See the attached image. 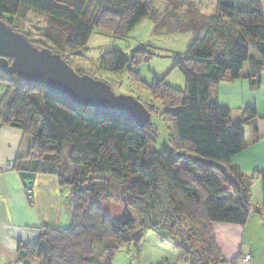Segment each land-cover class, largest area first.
<instances>
[{"label":"trees","instance_id":"trees-1","mask_svg":"<svg viewBox=\"0 0 264 264\" xmlns=\"http://www.w3.org/2000/svg\"><path fill=\"white\" fill-rule=\"evenodd\" d=\"M184 1L168 0L173 8L189 6L186 26L200 29L185 58L175 64L185 78V92L161 80H155L151 89L170 126L168 150L148 151L149 121L139 129L121 120H101L93 112L87 116L84 109L60 97L0 73L5 86L0 126L31 136L29 155L53 169L61 188L71 189V226L44 230L36 244L23 248L27 259L39 264H97L91 260L92 246L103 237L137 246L146 230H169L180 235L177 248L188 264H200L201 254L208 264H234L217 249L211 224L243 226L251 213V184L260 178L264 187V173L247 177L231 164L244 147L243 126L256 113L247 107L241 115L248 119L233 123L231 112L212 100L210 92L238 80L245 64L252 87L259 84L264 69V11L260 0H248L247 10L220 2L206 19L194 3ZM148 5L145 0H0V20L35 47L67 61L68 54L86 45L92 25H106L125 36L149 15ZM23 10L48 19L44 39L49 46L17 30L15 17ZM150 17L156 22L157 17ZM251 47L258 58L250 54ZM148 56L143 50L130 56L113 51L98 68L122 73ZM146 110L151 117L153 109ZM98 201H122V216L112 220ZM128 209L142 219L137 230ZM114 251L106 248L107 264Z\"/></svg>","mask_w":264,"mask_h":264},{"label":"crops","instance_id":"crops-1","mask_svg":"<svg viewBox=\"0 0 264 264\" xmlns=\"http://www.w3.org/2000/svg\"><path fill=\"white\" fill-rule=\"evenodd\" d=\"M220 2L237 10L250 9L248 0H215L211 9ZM260 4L264 11V0ZM250 54L258 58L252 47ZM248 72L245 64L238 80L218 85L210 98L231 112L233 123L248 119L241 115L245 108L255 109V118L243 126V150L231 159L232 165L251 177L264 173V69L254 87L247 79ZM32 144L33 138L24 131L0 126V264H39L27 259L23 248L36 244L44 230L64 229L71 222V189L61 188L53 169L29 155ZM248 200L251 213L243 226L211 224L216 247L227 263L264 264V187L260 178L251 184ZM245 256L249 261L243 260Z\"/></svg>","mask_w":264,"mask_h":264},{"label":"rangeland","instance_id":"rangeland-1","mask_svg":"<svg viewBox=\"0 0 264 264\" xmlns=\"http://www.w3.org/2000/svg\"><path fill=\"white\" fill-rule=\"evenodd\" d=\"M214 1L185 0L184 2L194 3L199 12L206 19H210L216 10V8L211 9ZM221 1L239 2L241 0ZM145 2L149 3V15L127 35L118 36L110 27L96 23L92 25V33L86 45L79 51L68 54L66 62L78 75H86L107 84L115 95L130 96L145 108H152L154 112L149 120L152 137L148 151L162 152L169 148L170 126L164 122L160 100L152 94L151 89L155 80H161L168 87L185 92V78L175 64L178 60L185 58L189 46L198 36L200 29L186 26L189 6L182 9L173 8L168 0H145ZM201 6H205L204 12ZM150 14L157 17L156 22ZM87 18H90V15ZM99 20L104 24H111L110 19L100 17ZM14 23L17 30L27 34L32 41L50 45L44 39V32L49 26L45 16L23 10L15 17ZM137 50H143L149 54L146 58L148 60L131 64L122 73L101 71L98 68L106 54L118 51L130 56ZM64 53L68 52L65 50ZM4 93L5 86L0 82V100ZM83 114L89 116L91 112L84 110ZM64 147L65 151L69 148L68 145ZM88 202H91V199ZM121 202L98 201V204L108 217L118 220L123 214ZM128 213L135 220L137 230L142 221L141 217L131 209H128ZM70 226L69 223L66 228ZM179 244H181L180 235L171 233L169 230H146L142 241L137 246L132 243L120 244L109 237H103L100 243L92 246L91 260L97 264H107L109 258L106 255V248L114 247L115 251L109 264H188L177 248ZM200 264H208L202 254Z\"/></svg>","mask_w":264,"mask_h":264},{"label":"water","instance_id":"water-1","mask_svg":"<svg viewBox=\"0 0 264 264\" xmlns=\"http://www.w3.org/2000/svg\"><path fill=\"white\" fill-rule=\"evenodd\" d=\"M0 73L17 76L25 86L60 97L101 120H121L139 129L150 120L149 112L136 99L115 95L107 84L78 75L59 55L35 47L1 20Z\"/></svg>","mask_w":264,"mask_h":264},{"label":"built area","instance_id":"built-area-1","mask_svg":"<svg viewBox=\"0 0 264 264\" xmlns=\"http://www.w3.org/2000/svg\"><path fill=\"white\" fill-rule=\"evenodd\" d=\"M9 166L12 167V163H10ZM27 197H31V191L30 190H28V192H27ZM249 259H250L249 256H245L243 260L245 262H247V261H249ZM14 264H18V263H14Z\"/></svg>","mask_w":264,"mask_h":264}]
</instances>
